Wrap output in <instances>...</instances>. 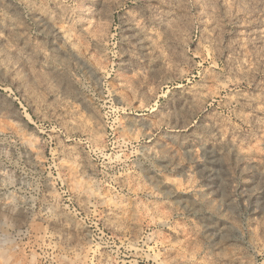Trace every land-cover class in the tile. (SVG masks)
Returning <instances> with one entry per match:
<instances>
[{"label": "rangeland", "instance_id": "374dc122", "mask_svg": "<svg viewBox=\"0 0 264 264\" xmlns=\"http://www.w3.org/2000/svg\"><path fill=\"white\" fill-rule=\"evenodd\" d=\"M0 264H264V0H0Z\"/></svg>", "mask_w": 264, "mask_h": 264}, {"label": "bare ground", "instance_id": "6f19581e", "mask_svg": "<svg viewBox=\"0 0 264 264\" xmlns=\"http://www.w3.org/2000/svg\"><path fill=\"white\" fill-rule=\"evenodd\" d=\"M68 123H69V122H68ZM70 123H71V122H70ZM73 123H74V122H73ZM66 125H67V124H66ZM69 125H70V124H69ZM72 127H73V125H72ZM73 129H74V127H73ZM92 135H93V134H92ZM89 137H90V136H89ZM94 140H95V138H94ZM70 150H71V148H70ZM70 150H69V151H70ZM71 151H73V150H71ZM65 153H67L66 149H65ZM68 154H69V153H68ZM68 154H67V155H68ZM72 156H73V155H72ZM73 182H74V181H73ZM70 183H71L70 185H72V181H71ZM74 183H75V182H74ZM70 185H69V186H70ZM73 185H74V184H73ZM79 186H82V185L80 184ZM71 188H72V187L70 186V189H71ZM84 188H85V187H84ZM75 189L78 190L77 187H76ZM71 190L73 191V188H72ZM71 190H70V191H71ZM81 190H83V187H82V189H80V191H81ZM72 191H71V193H72ZM90 192H91V190L89 191V193H90ZM77 193H78V192H77ZM83 193H86V192L83 191ZM78 194H80V193H78ZM75 195H76V194H75ZM85 195H88V194H85ZM83 196H84V194H83ZM75 197H76V196H75ZM86 197H88V196H86ZM76 198H79V196L76 197ZM84 198H85V197H84ZM80 199H82V197H80L79 200H80ZM86 200H87V199H86ZM81 201H82L83 203H85V199H82ZM77 202H78V201H77ZM86 202H87V201H86ZM79 203H80V202H79ZM81 204H82V203H81ZM87 205H88V204H87ZM53 206L56 207L57 205H53ZM81 206H83V205H81ZM49 207H50V206H49ZM51 207H52V206H51ZM57 207H58V206H57ZM57 207H56V208H57ZM86 207H87V206H86ZM86 207H85V208H86ZM83 208H84V207H83ZM59 209H60V207H59ZM55 211H57V210H55ZM53 213H54V212H53ZM56 213H57V212H56ZM59 213H60V212H59ZM106 213H107V212H106ZM60 214H61V213H60ZM58 215H59V214H58ZM61 215H63V214H61ZM111 218H112V217H111ZM112 220H113V219H112ZM51 237H52V236H51ZM46 240H47V239H46ZM47 241H48V240H47Z\"/></svg>", "mask_w": 264, "mask_h": 264}]
</instances>
